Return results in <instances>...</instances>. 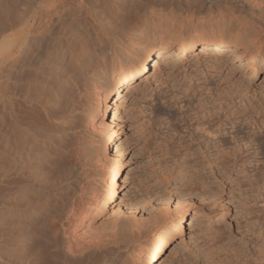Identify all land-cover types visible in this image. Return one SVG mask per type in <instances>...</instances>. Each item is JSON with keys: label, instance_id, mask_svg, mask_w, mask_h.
I'll list each match as a JSON object with an SVG mask.
<instances>
[{"label": "bare ground", "instance_id": "bare-ground-1", "mask_svg": "<svg viewBox=\"0 0 264 264\" xmlns=\"http://www.w3.org/2000/svg\"><path fill=\"white\" fill-rule=\"evenodd\" d=\"M76 1L25 0L22 9L18 5L19 12L14 8L16 6H11L0 32V211L5 217L0 264H87L83 262L89 251L78 249L80 242L75 244L82 238L81 233H87L90 227V221L85 225L78 222L81 216L87 215V210L82 206L77 209L74 198L78 172L74 164L79 161L75 156L76 143L87 129L100 134L105 168L99 182L91 188L86 204L93 206L95 212H101L115 202L121 176V152L115 145L121 127L116 107L126 93H132L146 79L149 61H153L151 67L154 70H160L171 58L193 53L201 45L202 51L207 53H219L223 47L236 53H249L250 58L241 64L242 67L256 68L255 62H264V43L259 39L243 38L239 43L227 38L221 28L206 31L201 24L194 25L187 32H160L147 40L133 42L128 34L136 22L131 18L133 22L126 21L131 11L123 8L118 0H94L93 4L88 0ZM147 1L149 3H143L149 9L154 0ZM167 1L180 6L182 0ZM213 1L202 0L198 7H211ZM262 2L260 0L258 4ZM201 95H197L198 102L194 106L189 100V109L185 104L178 105L185 107L178 116L168 113L172 121L175 117L178 118L176 122H183L178 130L173 126L179 135L174 139L177 140L175 144L180 148L185 142L184 147L192 152L201 150L199 143L204 141L201 140L204 133L213 136L226 124L234 126L235 123L234 118L225 113L221 121L217 112L199 116L202 109L209 112L211 102L207 98L209 94ZM182 101L172 98L169 105ZM190 111L195 117L188 114ZM214 115L218 118L212 117ZM192 119L195 120L189 124ZM253 124L257 126L256 121ZM216 143L213 144L215 148L220 144ZM223 154L219 156L223 157ZM202 155L207 164L214 163L218 157L212 155L210 159L208 155ZM138 199L128 202L130 212L134 213L138 208L141 202ZM120 204L118 202L113 208L116 215L121 211ZM193 220L192 217L190 223ZM149 225L144 242H138L136 258L130 264H155L163 255L165 246L169 247L185 229V212L182 207H175L172 212L165 209L159 217L152 218ZM81 227L85 229L79 232ZM229 244H226L228 249L223 245L220 250L229 252L233 247H228ZM121 245L124 246L119 242ZM115 248L102 249L98 264H111ZM263 248L257 247L256 250L263 253ZM231 252L235 257L245 256L242 244ZM258 253L252 261L248 257L243 264H264V261L261 263L263 255ZM224 254L223 259L218 256L221 260L217 258L219 263L216 264L236 263V259L232 262L229 261L231 256H226L231 253ZM206 257L214 264V258L211 262L210 257Z\"/></svg>", "mask_w": 264, "mask_h": 264}, {"label": "rangeland", "instance_id": "rangeland-1", "mask_svg": "<svg viewBox=\"0 0 264 264\" xmlns=\"http://www.w3.org/2000/svg\"><path fill=\"white\" fill-rule=\"evenodd\" d=\"M79 1L81 0L76 2ZM130 1L118 0L123 8L131 11V17L129 16L126 21L136 22L135 28L128 34L129 37L132 36L130 38L133 42L147 40L152 34L160 32L165 34L187 32L194 25L201 24L206 31L221 28L227 38L237 40L239 43L243 38H256L264 43V0H261L263 2L260 5L258 4L260 0H222L221 2L215 0L211 3V7L201 8L198 5L202 0H182L180 6L167 0H152L155 4L150 5L152 9L150 7L147 9L148 5L145 4L149 3L147 0ZM144 1L146 2L143 3ZM24 2L25 0H0V32L4 29V21L11 6H16L14 8L19 12ZM88 2L95 3L94 0ZM220 49L219 53L217 51L207 53L202 51V46L199 45L193 53L171 58L161 66L160 70H154L151 67L153 61H149L146 79L132 93L123 96L116 107L121 127L115 145L119 147L122 162L117 198L115 195V202L101 212H95L94 207L86 203L89 202L91 188L99 182L105 168L102 140L98 132L90 129L83 131L79 136L75 155L79 161L76 160L74 164L78 171L74 198L78 203L77 209L82 206L87 210V215L82 214L78 222L85 225L90 221L87 233L82 232L84 227L79 228L82 238L75 243L77 245L80 242L78 249L85 248L86 253L89 251L90 256L86 254L87 259L83 263L98 264L103 251L112 247H116V250L111 257L113 260L111 264L132 263L136 258L138 242H144L145 231L150 226L152 218L159 217L165 209L172 212L175 207H182L185 212V229L173 239L169 247L165 246L163 255L155 264H213L207 261L206 256L210 257L209 260L215 259L214 264H216L219 263L216 260L224 258V253H231L226 255L231 256L229 261L237 260L233 264H243L248 257H250L249 261H252L253 256L256 257L259 252L256 250L257 247L262 250L264 246V62H255L256 68L242 67L241 64L248 62L246 60L250 58L249 53H241V51L236 53L235 50H226L224 47ZM198 94H202L201 97L209 94L207 98L211 99L208 105L209 112L207 109H202L199 116L205 115L206 112L207 114L217 112L216 116L220 117L221 121L225 113L232 116L235 123L234 126L226 124L224 129L222 127L217 130L216 135L213 136L204 133L201 138L204 143L202 141L199 143L203 151L198 149L192 152L191 149L187 150L184 147L185 142L180 148L177 143L175 144L177 140L174 139L179 135L174 132L173 126L175 125L178 130L179 125L183 124L176 122L178 118L175 117L185 108L178 105L185 104L187 108L189 100L192 106L196 105ZM172 98L183 101L170 106ZM168 113L175 114L174 122L169 118ZM188 114L194 116L191 111ZM194 120L189 121V124ZM254 120L257 123L256 127L253 124ZM181 135L187 139L185 133ZM216 142L224 144H219V147L215 148L213 144ZM111 147L110 144L109 149ZM224 151L234 154L235 158L230 154L227 157V154H223ZM111 152L112 150L109 151ZM202 154L208 155L210 159L212 155L218 157L214 163L207 164ZM221 154L225 159L220 157ZM199 181L202 183L200 184ZM136 198L142 203L139 201L138 208L133 213L128 209V202L134 199L136 201ZM118 202H121L119 205L121 211L116 215L113 208H116ZM0 212V247L2 248L5 217L4 213ZM192 217L194 220L190 223ZM63 221L65 223L66 219ZM119 242L124 246H119ZM229 242L237 246L233 243L230 245ZM225 243L229 244L228 247L233 246L234 250L242 244L245 256H248L235 257L231 252L232 249L229 252L220 250L223 245V248H227ZM95 245L99 246L95 247ZM211 245L216 247L213 248ZM92 251L95 253L93 254ZM263 253H260L263 255L262 258ZM163 258L166 260L162 261Z\"/></svg>", "mask_w": 264, "mask_h": 264}]
</instances>
